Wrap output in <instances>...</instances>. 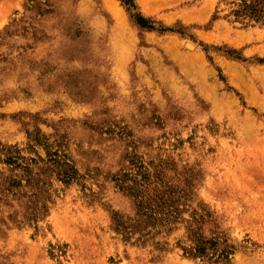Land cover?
I'll use <instances>...</instances> for the list:
<instances>
[{"label": "rangeland", "instance_id": "374dc122", "mask_svg": "<svg viewBox=\"0 0 264 264\" xmlns=\"http://www.w3.org/2000/svg\"><path fill=\"white\" fill-rule=\"evenodd\" d=\"M135 4L173 32L119 0H0V142L26 149L39 129L83 176L54 181L36 224L1 208L0 264H264V26L213 20L219 0ZM160 160L197 173L203 234L233 247L227 261L185 255L184 225L161 249L113 230L131 212L113 176Z\"/></svg>", "mask_w": 264, "mask_h": 264}, {"label": "trees", "instance_id": "16d2710c", "mask_svg": "<svg viewBox=\"0 0 264 264\" xmlns=\"http://www.w3.org/2000/svg\"><path fill=\"white\" fill-rule=\"evenodd\" d=\"M119 1L141 28L173 32L169 28H156L155 22L137 12L135 0ZM220 5L227 7L223 16L219 14ZM219 18L238 22L244 27L264 26V0H219L213 20ZM28 138L26 149L0 142V210L5 208V222L15 225H33L47 216L54 181L68 186L83 177L61 143L50 142L39 129L29 133ZM36 148L43 149L45 156L39 155ZM24 151L35 157L24 155ZM174 165L160 160L152 164L150 170L129 164L113 176L115 188L129 200L131 209L128 214L112 213L113 230L125 241L135 239V244L151 243L161 249L165 243L156 239L161 235L168 236L178 229L177 226L184 225L188 245L181 249L185 255L206 258L213 250L217 260L227 261L233 247L226 241L207 239L203 234L214 216L205 204L196 201L197 173L183 167L181 175L170 176L168 167ZM220 245L223 248L216 250Z\"/></svg>", "mask_w": 264, "mask_h": 264}]
</instances>
